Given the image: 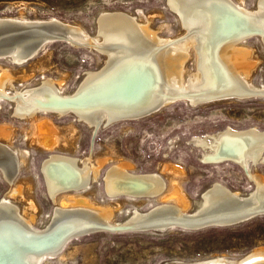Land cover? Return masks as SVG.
<instances>
[{
  "label": "bare ground",
  "instance_id": "6f19581e",
  "mask_svg": "<svg viewBox=\"0 0 264 264\" xmlns=\"http://www.w3.org/2000/svg\"><path fill=\"white\" fill-rule=\"evenodd\" d=\"M168 1L185 30L181 37L162 35L167 26L164 24L153 30L151 18L141 9L135 13H101L94 35L80 26L55 18L0 16L1 22H21L23 25L19 26L24 30L47 21L61 22L71 27L68 37L72 43L83 44V48L96 50L105 57L101 68L86 71L72 92H66L61 83L51 78L33 84L23 83L19 88L5 72L0 75V99L14 102L16 117L28 120L41 113L58 118L72 115L95 135L101 129L125 122H112L114 119L142 114L159 106H162L161 112L181 101L190 106H204L264 98V83L256 84L251 79L256 64L249 60L252 52L241 47L253 38H258L264 46V0H257L253 9L246 6L245 0ZM21 41L15 39L13 48L0 58L11 60L15 65L26 64L25 51L30 49ZM192 50L197 56L195 69L187 66ZM148 62L155 66L157 75L143 74L142 66ZM37 131L41 136L46 133L52 136L54 132L47 121H41ZM12 140V132L0 127V173L11 184L0 198V264H53V260L61 264L64 250L73 239L94 228L129 229L124 232H131V229L150 227L164 231L174 226L172 230L192 227L204 230L212 228L213 224L225 228L264 217V176L258 171L259 166L264 165V131L256 127L242 130L226 127L189 139L192 147L201 150L202 163L233 161L241 167L254 184V189L248 192L234 191L221 182H214L197 199L190 200L176 184L167 195L169 184L159 172L133 173L128 165L119 161L117 165H110L101 177L110 199L127 196L162 201L147 211L137 206L124 219L114 218L112 206L98 207L87 199L72 195L59 205L57 198L61 194L84 192L94 183H100L103 163H93L92 158L49 154L41 163V173L48 195L57 205L41 227L35 225L33 205L29 211L18 205L22 189L14 184L29 157L28 152L16 147ZM46 146L51 148L52 144ZM163 170L173 171L168 165ZM173 201L175 203L171 204ZM164 264H264V247L239 258L215 255L205 260H175Z\"/></svg>",
  "mask_w": 264,
  "mask_h": 264
},
{
  "label": "rangeland",
  "instance_id": "374dc122",
  "mask_svg": "<svg viewBox=\"0 0 264 264\" xmlns=\"http://www.w3.org/2000/svg\"><path fill=\"white\" fill-rule=\"evenodd\" d=\"M256 2L245 0L246 6L251 9L255 8ZM140 9L151 18L150 27L153 30L167 25L162 35L175 38L185 34L178 16L168 8L167 0H0V16L24 15L41 20L55 18L80 26L91 35L98 28L101 13H135ZM241 47L250 49L249 60L256 62L252 68V81L264 83L263 44L258 38H253ZM104 61V55L96 50L57 42L24 65H15L11 60L0 58V75L9 74L13 84L19 88L23 83L33 84L51 78L61 83L66 92H72L86 71L100 69ZM196 62L197 56L192 50L187 66L195 69ZM7 91L12 93L11 89ZM14 109V102L0 99V127L12 132L14 145L25 149L29 157L14 184L22 189L17 202L23 210L29 211L34 206L32 211L36 215L37 227L44 226L57 203L60 205L63 200H69L71 195L87 199L98 207H114L115 219L126 218L137 206L147 211L162 202L161 199L144 200L127 196L110 199L104 191L101 177L108 167L119 163L128 165L133 173H161L169 184L167 195L172 193V186L176 184L190 200L197 199L214 182H221L234 191L254 189V184L237 164L202 163L201 150L192 147L189 141L195 135L212 134L226 127L236 130L256 127L264 131V98L204 106H190L181 101L150 118L116 123L95 135L72 115L58 118L41 113L27 120L16 117ZM41 121L52 125V136L38 134ZM48 143L52 144L51 148L46 146ZM52 153L92 158L93 163L100 161L103 163L100 183H94L84 192L63 193L55 203L48 195L41 173V163ZM165 165L173 171H164ZM258 171L264 176V165L259 166ZM10 187L11 184L0 173V198ZM259 247H264V217L231 227L204 230L97 232L74 239L65 248L61 264H164L175 260H205L215 255L239 258ZM58 262L53 260L51 263L60 264Z\"/></svg>",
  "mask_w": 264,
  "mask_h": 264
},
{
  "label": "water",
  "instance_id": "95a60500",
  "mask_svg": "<svg viewBox=\"0 0 264 264\" xmlns=\"http://www.w3.org/2000/svg\"><path fill=\"white\" fill-rule=\"evenodd\" d=\"M167 6L171 10L168 0H167ZM172 12L176 16H178L177 13H175L174 11H172ZM19 25H23V24L21 22H18V21H9V20L8 21L5 20L2 22L0 21V57L6 56V54H8V52H9V49L13 48L15 39H16V42L18 39H21L22 40L21 42L24 43L28 49H30L29 51H25L27 53V56H28V59L26 62L36 58L38 56V54H40L50 44H53V43L61 42V43H71V44L77 45L79 47L84 46L83 44H80L78 42L72 43V40L68 37L69 33L72 32L71 27L66 25V24H62L61 22L47 21L45 23L34 24V25L29 26V28L27 30L22 29L23 27L19 26ZM39 51H41V52H39ZM142 72L144 75H145V73H152L154 76L157 75V71L155 69V66L151 62H148L147 64L145 63L142 66ZM218 99H221V98H218ZM161 108H162V106H159L158 108L153 109V110L147 109L146 111H143L142 114H138V115H134V116L125 115V116L120 117L118 119L112 120V122H116V121H125L126 122V121H133V120L136 121V119H138V120L144 119V118L150 117V116L160 112L159 109H161ZM228 161H232V160L228 159ZM254 219H256V218H254ZM249 221H251V219H249ZM214 225H217V224H213V227H214ZM175 227H179V226H175ZM173 228H174V226L167 227L166 230L163 231L160 229L150 227L148 229H143V230H132L131 229L130 231H140V232L154 231V232L164 233V232L172 230ZM185 229L197 230V229H199V227H192V228H185ZM127 230H129V229H107V228L106 229L105 228L104 229H98V228H94L91 231L83 232L80 236L84 237V236H88V235H91L93 233H97V232H101V231L124 232Z\"/></svg>",
  "mask_w": 264,
  "mask_h": 264
}]
</instances>
